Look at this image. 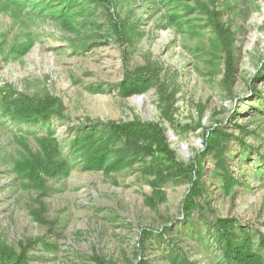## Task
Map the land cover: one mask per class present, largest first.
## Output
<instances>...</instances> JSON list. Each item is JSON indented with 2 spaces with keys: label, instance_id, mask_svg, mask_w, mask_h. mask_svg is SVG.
Wrapping results in <instances>:
<instances>
[{
  "label": "rangeland",
  "instance_id": "rangeland-1",
  "mask_svg": "<svg viewBox=\"0 0 264 264\" xmlns=\"http://www.w3.org/2000/svg\"><path fill=\"white\" fill-rule=\"evenodd\" d=\"M112 122L157 124L173 160ZM47 139L68 170L30 182ZM221 219L264 257V0H0V264H231Z\"/></svg>",
  "mask_w": 264,
  "mask_h": 264
},
{
  "label": "trees",
  "instance_id": "trees-1",
  "mask_svg": "<svg viewBox=\"0 0 264 264\" xmlns=\"http://www.w3.org/2000/svg\"><path fill=\"white\" fill-rule=\"evenodd\" d=\"M216 35L220 44L230 53L232 46L230 34H227L224 29L216 26ZM144 79H135L133 82L128 83V93L141 92L144 87ZM1 106L4 109L24 117H38V121H47L50 118L51 109L58 102L52 97L42 99H17L14 104H9L4 97L1 99ZM13 108V109H12ZM37 121V122H38ZM108 126L114 136L123 140L125 143L130 144L138 152H142L145 155L153 156L154 158H160L167 161L173 160L171 151L166 145L165 136L161 128L151 122H129V123H109ZM47 145L44 148L43 155H36L32 159L26 160L17 164L19 171L23 172L28 180L33 183H42V178L45 176L56 177L67 172L68 168L64 162L56 160L58 156V146L54 142V139H47ZM213 148V147H211ZM209 153L211 151H208ZM107 156L106 152L99 150L96 152L93 158L88 159V165L91 167H103L104 161ZM118 163H121L118 162ZM195 191V190H194ZM193 191L192 196L196 195ZM188 197L187 209L192 208L193 198ZM233 224L227 219H221L217 222V228L219 234L225 241V254L230 259L231 264H264V257L255 251L252 247V241L250 237H246L245 240L239 244H236L233 240L234 232L232 231Z\"/></svg>",
  "mask_w": 264,
  "mask_h": 264
}]
</instances>
